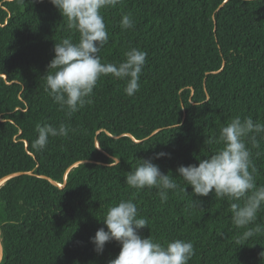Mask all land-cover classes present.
Segmentation results:
<instances>
[{"label": "trees", "instance_id": "trees-1", "mask_svg": "<svg viewBox=\"0 0 264 264\" xmlns=\"http://www.w3.org/2000/svg\"><path fill=\"white\" fill-rule=\"evenodd\" d=\"M101 14L102 63L118 65L131 48L147 52L140 87L128 96L126 81L102 76L91 103L69 116L45 91L47 65L55 43L78 42L79 33L50 0H0V179L22 172L0 185L3 264H108L119 244L97 254L89 238L122 200L148 221L143 236L191 241L188 264H264V234L237 244L245 229L232 223L235 201L181 191L176 176L179 165L222 147L208 141L236 116L264 123V0H121ZM123 14L132 29H122ZM43 124L72 131L37 152ZM245 143L264 186V133L256 146ZM159 152L170 155L152 162L179 186L164 203L157 189L126 183L140 159ZM256 223L264 225V207Z\"/></svg>", "mask_w": 264, "mask_h": 264}, {"label": "clouds", "instance_id": "clouds-1", "mask_svg": "<svg viewBox=\"0 0 264 264\" xmlns=\"http://www.w3.org/2000/svg\"><path fill=\"white\" fill-rule=\"evenodd\" d=\"M50 3L66 18L68 27L79 33L78 42L65 38L55 43L54 56L47 65L45 86L53 102L71 116L91 103L90 97L98 80L109 75L126 81L124 92L133 96L140 87L147 52L131 48L118 65L102 63L98 55L109 41L101 10L116 7L121 0H50ZM120 25L124 30L132 29L134 20L130 14H123ZM175 127H180L179 122ZM69 131L72 129L64 124L59 127L43 124L37 128L38 136L32 147L37 152L43 151L50 137H67ZM261 133H264V123L251 117L241 119L236 116L220 130L218 137L208 141L222 147L200 159L198 164L179 165L176 169V176L184 181L181 191L186 192L185 185H190L196 197L212 192L217 198L235 201L230 204L232 223L238 229H245L237 240L238 245L264 234V225L256 223L258 213L264 207V186L256 184V168L245 143L246 139L251 140L256 146V135ZM168 155L159 152L153 158L140 159L138 166L127 175V185L138 190L155 188L161 202H166L168 191H176L178 183L152 161ZM192 202L194 206L200 204L198 200ZM102 221L106 229L98 228L89 239L97 254H101L110 241L119 244L118 254L108 264H188L194 255L191 241L175 239L162 245L143 236L140 230L148 226V221L138 215L137 205L131 200H122L109 207ZM0 264H3L2 260Z\"/></svg>", "mask_w": 264, "mask_h": 264}, {"label": "water", "instance_id": "water-1", "mask_svg": "<svg viewBox=\"0 0 264 264\" xmlns=\"http://www.w3.org/2000/svg\"><path fill=\"white\" fill-rule=\"evenodd\" d=\"M19 174H22V172H14V173H11L5 177H3L2 179H0V185L8 178L12 177V176H15V175H19ZM54 185V184H53ZM55 186H58V185H55ZM0 260H2L3 262V248H2V243H1V239H0Z\"/></svg>", "mask_w": 264, "mask_h": 264}]
</instances>
